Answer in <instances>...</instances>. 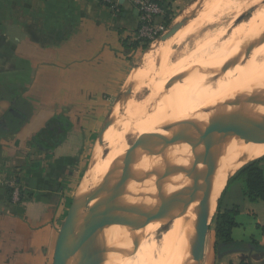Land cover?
Wrapping results in <instances>:
<instances>
[{
  "label": "crops",
  "instance_id": "0c3cea01",
  "mask_svg": "<svg viewBox=\"0 0 264 264\" xmlns=\"http://www.w3.org/2000/svg\"><path fill=\"white\" fill-rule=\"evenodd\" d=\"M200 1L175 0L170 9ZM118 3L114 13L100 0H0V88H15L14 97L0 98V180L13 174L25 191L23 201L11 204L0 186V264L9 257L13 264L53 263L47 209L67 151L75 149L70 128L87 105L111 100L133 70L126 40L135 37L140 15L133 0ZM56 118L66 137L59 144L60 137L40 139ZM16 120L28 121L16 129ZM231 184L219 205L239 208L233 244L227 252L216 249L211 228L203 264H264V201L251 202L240 182Z\"/></svg>",
  "mask_w": 264,
  "mask_h": 264
},
{
  "label": "bare ground",
  "instance_id": "6f19581e",
  "mask_svg": "<svg viewBox=\"0 0 264 264\" xmlns=\"http://www.w3.org/2000/svg\"><path fill=\"white\" fill-rule=\"evenodd\" d=\"M262 2L264 0H207V3H203L207 9L205 15L201 16L203 18L195 21L196 23L190 22L193 25H188L189 28L180 37L182 40L179 38V41L185 42L190 37H196L192 53H174L177 58L172 62L171 53L174 51L170 52L172 39H169L167 43L160 42L155 50L153 48L143 58L140 67L132 70L128 79L136 85L132 98L125 101L123 115L116 118L94 152L81 183V195H78L81 200H89L94 196L99 184L106 180L110 172L117 170V166L113 167L114 164L122 160L138 141L165 138L190 143L202 142L213 134V126L190 124L209 121V112L229 100L252 99L264 94V78H260L264 74ZM249 10H253L250 19L229 32L233 20ZM229 17L230 21L222 24L223 18ZM215 25L221 26L214 29ZM208 27L212 29L202 35ZM227 28V32L223 33ZM222 38L223 43L219 45ZM255 40L260 45L248 58L242 56L233 60L235 56L246 53ZM163 43L166 44L162 46ZM241 65H244L242 69ZM239 68L241 70L234 73ZM191 111H194L192 116ZM242 120L241 115L234 117L230 125L232 134L240 133ZM239 151L237 148L234 154L237 155ZM252 160L253 157L241 159L216 174L218 197L222 195L228 182ZM173 167L174 164L167 160L155 162L144 178L143 191L149 218L173 208ZM205 168L196 166L194 170L200 172ZM201 186L199 179L188 177L185 214L176 218L165 229L151 232L139 246L125 257L118 256L112 264H186L195 254L188 240V222L202 203ZM105 206L114 217L121 214L120 196L112 189L106 193ZM88 218L90 215L83 209L80 210L74 221V230H81ZM161 238H164V245L159 255H156L154 244ZM114 241L119 245L130 244L125 231L120 230L115 232Z\"/></svg>",
  "mask_w": 264,
  "mask_h": 264
},
{
  "label": "water",
  "instance_id": "95a60500",
  "mask_svg": "<svg viewBox=\"0 0 264 264\" xmlns=\"http://www.w3.org/2000/svg\"><path fill=\"white\" fill-rule=\"evenodd\" d=\"M176 33L177 29L171 28L159 41L166 42ZM259 45V42L250 45L247 55L250 56ZM209 115V121L190 124L213 126V134L202 142L190 143L165 138L138 141L122 160L114 164L117 170L110 172L106 180L99 184L91 199L80 198L71 205L58 235L52 264H112L118 256L125 257L151 232L165 229L185 214L188 201L187 178L190 176L201 181L203 200L188 222V240L195 254L186 264H203L207 239L215 219L214 210L216 213L221 196L238 173L228 182L220 197L216 174L241 159L253 157L250 164L264 158V94L252 99L234 98L211 110ZM238 115L243 116L242 126L240 133L234 135L230 132V125ZM111 125V121L106 124L102 136ZM237 148L240 151L235 155ZM164 160L174 164L173 208L149 218L143 191L144 178L153 163ZM196 166L206 168L198 172L194 170ZM109 189L121 199V214L117 217L105 206ZM91 204H94L95 212L89 214L90 218L81 230L75 231L73 225L78 212ZM86 230L88 233L84 234ZM118 230L125 231L130 241L128 246L115 243L114 234ZM72 233L76 235L72 236Z\"/></svg>",
  "mask_w": 264,
  "mask_h": 264
},
{
  "label": "rangeland",
  "instance_id": "374dc122",
  "mask_svg": "<svg viewBox=\"0 0 264 264\" xmlns=\"http://www.w3.org/2000/svg\"><path fill=\"white\" fill-rule=\"evenodd\" d=\"M205 2L207 3V0H202V1L198 2L196 5H193L191 7L178 5L177 7L173 8V11L171 9V13H170L171 15L169 16L170 26L164 25L166 30H167V32L165 34H167L168 31L174 27H175L174 29H177L176 34L179 35L181 33V35H179V36L174 35L171 38L172 40L170 39L172 41L170 52H172V50L174 51L171 53V61L172 62H175V60L177 58V56L174 55V53L175 54L178 53V55H179L182 53V51L188 52V53H192L194 51V42L196 40L195 36L190 37L189 39H186L185 42H182L179 40L181 39L180 37H182L183 32H185V30L187 31L186 28L188 27V25L192 26L193 22H195L197 20L199 21L201 18H203L201 16L207 10L205 7V4H203ZM262 5H264V2H262ZM189 13H190V15H188ZM252 13H253V10H249V11L241 14L240 16H238L236 19H234L232 24L229 27V32H231L233 29H235V27L237 25L241 24L242 22L248 21L250 19V17L252 16ZM184 14L187 16H184ZM181 18H183V20H181ZM177 19L180 20L179 22H184V21L185 22L182 23V25H181V24H179ZM188 19H190V20H188ZM228 21H230V17L229 18H223L222 24L226 23ZM177 22H178V24H177ZM190 22H192V23H190ZM173 24L174 25L176 24V25L174 26ZM177 26H180V27H177ZM219 26H221V25H215L213 28L217 29ZM208 29H212V28L208 27L207 29H205V31L202 33V35L206 31H208ZM227 30H228V28L225 29L223 31V33H226ZM175 36H177V37H175ZM176 40H178V41H176ZM223 40H224V38H222L219 45L221 43H223ZM255 42H259V41L255 40L250 45L254 44ZM159 44H160V41L157 40L155 43H151L150 45H148V47L145 48L144 50L139 49V50H135V51L131 52L128 59L132 65V69L140 67V65L142 64L141 62H142L143 58L148 53L153 51L152 50L153 48L155 50V48H157ZM165 44L163 43L161 45L163 46ZM247 51H248V49L246 50V53H244L242 55L239 54L237 56V58L242 57V56H244V58H248L249 56L247 55ZM173 58H174V61H173ZM244 58H242V59H244ZM243 66L244 65H241L240 68L242 69ZM240 68L237 69L234 73H238V71L241 70ZM260 78L263 79L264 74H262ZM127 82L124 86H122V87L119 86L116 88V92L112 96L111 100L106 101V102H97V103L87 105L85 112L81 116L80 120H77V123H76V120L74 121V124L77 126L73 125V127L70 128L71 131L74 132V134L71 135V137H73V139H74L73 143L71 145L74 146L75 149L67 151V153H68L67 156H70V157L64 158V159H66V161L63 162V165H62V174L59 177V181L56 184H54V187L51 189V191L54 190L52 192L57 197H56V199H54L53 204H51V206L47 209V212L50 209L51 213H50V219H47L46 223L47 224L50 223L52 228H53V238H52L53 245H52L51 249L49 248V250H47V254H49L51 252L53 257H54L55 246H56V242L58 239L59 232L62 229V227H63V225L67 219L71 205L75 201L80 200V197L78 195H81L80 194L81 190H82L81 189V183H82V181L86 175V171L88 169V166L90 164L92 156H93L94 152L96 151L98 145L100 144L101 140L103 139V137L105 135L104 134L102 136V132H103L106 124L109 121L112 122L111 126H113L116 118L120 115H123V112H124L123 110L125 108V106H124L125 101L127 102L128 101L127 99L132 98L131 96L133 95L135 82L134 83H131L130 81H127ZM193 114H194V111H191L190 115L192 116ZM119 134L122 135V133H118V135ZM118 138H120V137H118ZM262 162H264V160ZM14 178L15 177L13 176V174L12 175H6V177L2 176V179L0 180V186L3 187V190L8 194V200H11L10 201L11 204H19V202H20V189H19L20 186H18L16 184V181L13 180ZM9 179H12V180L10 181ZM235 182H238V181H232L231 183H233V184H231V186H235V184H234ZM33 189H35V188H33ZM10 190H13V192H11L12 196L10 194ZM17 193H18V195H16ZM222 197H223V195L221 196V198ZM218 209H219V206L217 208L216 213L214 212L215 219H216V216L218 213ZM83 210L85 211L86 214H93L95 212V209L93 210L92 204L89 205L87 208H84ZM215 219H214V223L211 227L214 229L216 227ZM87 233H88V231L86 230L84 234H87ZM40 234H44V232L40 233ZM72 234H73L72 236L76 235V233H72ZM212 241H213V231H212V234L210 235L209 241H208L209 256L211 254ZM145 244H146V242H145ZM163 245H164V238L163 239L161 238V240L159 239L154 244V246H155L154 251H155L156 255H159ZM19 249L20 248H17L16 253L20 251ZM9 258H6L5 264H13L12 259L9 260Z\"/></svg>",
  "mask_w": 264,
  "mask_h": 264
},
{
  "label": "trees",
  "instance_id": "16d2710c",
  "mask_svg": "<svg viewBox=\"0 0 264 264\" xmlns=\"http://www.w3.org/2000/svg\"><path fill=\"white\" fill-rule=\"evenodd\" d=\"M159 1L166 9L167 12L165 13L163 17V23L164 25L170 26V18L171 15V4L175 0H156ZM101 2V0H100ZM101 4H103L101 2ZM139 28V27H138ZM137 31L135 32V37L131 38L130 40H126V44H130L127 46L128 51L131 53L135 50L139 49H145L148 47L149 44H143L142 41L137 40ZM15 95V88L12 85L4 86L0 88V98H10L14 97ZM28 120H16V123L18 124L16 129L21 128ZM62 120L60 119H54L51 121V123L48 125V128L42 132V134L39 135V138H58L60 139L55 140L57 144L61 143L62 140L66 137V127L62 126ZM62 127V128H60ZM61 131V135H58V132ZM54 143V145H56ZM261 160L254 161L247 166H245L241 171L238 172V174L231 180L232 181H238L243 185V194L246 198H248L251 202H258V201H264V171L260 166ZM10 181L12 179H9ZM14 181H16V184L20 186V182L18 178H14ZM230 182V184H231ZM20 189V201H23V194H25V191L23 188ZM13 190H10V194L12 196ZM11 201V200H10ZM239 215V208L234 207L231 210H225L223 211L220 208L218 209V213L215 219V237H216V249L221 246L223 247L222 252H227L231 248L233 244L232 240V231L237 226L236 219ZM264 231V228H263ZM223 254V253H222ZM246 264V263H243Z\"/></svg>",
  "mask_w": 264,
  "mask_h": 264
},
{
  "label": "built area",
  "instance_id": "2783aa9c",
  "mask_svg": "<svg viewBox=\"0 0 264 264\" xmlns=\"http://www.w3.org/2000/svg\"><path fill=\"white\" fill-rule=\"evenodd\" d=\"M101 2L114 13L119 11L118 0H101ZM133 2L140 15L137 40L142 41L143 44L155 43L167 32L164 23L159 21L163 19L167 9L156 0H133Z\"/></svg>",
  "mask_w": 264,
  "mask_h": 264
}]
</instances>
